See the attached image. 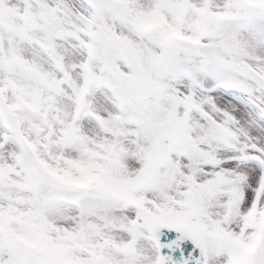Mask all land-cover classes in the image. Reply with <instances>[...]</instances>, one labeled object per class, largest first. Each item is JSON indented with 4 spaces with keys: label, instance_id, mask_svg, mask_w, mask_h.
Listing matches in <instances>:
<instances>
[{
    "label": "snow or ice",
    "instance_id": "obj_1",
    "mask_svg": "<svg viewBox=\"0 0 264 264\" xmlns=\"http://www.w3.org/2000/svg\"><path fill=\"white\" fill-rule=\"evenodd\" d=\"M0 264H264V0H0Z\"/></svg>",
    "mask_w": 264,
    "mask_h": 264
}]
</instances>
